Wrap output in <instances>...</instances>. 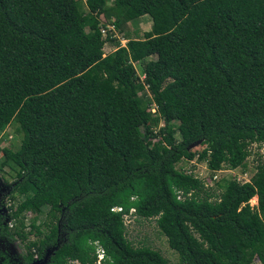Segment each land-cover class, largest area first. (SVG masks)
<instances>
[{
  "label": "trees",
  "instance_id": "16d2710c",
  "mask_svg": "<svg viewBox=\"0 0 264 264\" xmlns=\"http://www.w3.org/2000/svg\"><path fill=\"white\" fill-rule=\"evenodd\" d=\"M106 1L0 0V132L21 135L0 170L15 168L9 198L23 196L0 238L22 242L21 264L58 231L44 264H95L94 242L102 264H169L127 240L130 213L154 218L179 264H264V160L216 195L175 166L200 143L210 173L244 169L264 143V0ZM107 12L150 29L104 54ZM27 211L44 218L33 240Z\"/></svg>",
  "mask_w": 264,
  "mask_h": 264
},
{
  "label": "rangeland",
  "instance_id": "374dc122",
  "mask_svg": "<svg viewBox=\"0 0 264 264\" xmlns=\"http://www.w3.org/2000/svg\"><path fill=\"white\" fill-rule=\"evenodd\" d=\"M77 1L83 6L82 4L84 0ZM111 4V0L106 1V6ZM82 8L85 9L84 7ZM113 19V14L110 12L105 13L104 16H99L100 22L104 24L102 28L106 29V34H109L112 37L111 41H107L103 44L102 51L104 54L114 50L117 46H124L127 38H141L142 32L150 29V17L148 15H143L129 21H123L118 27H113L110 24ZM152 58L153 56H149L142 61L133 63L134 70L139 79L142 78L144 62ZM150 107L152 108L153 106L151 105ZM13 126V124H9L0 132V151L1 148L4 147H9L12 150L18 148L21 135L13 132ZM154 129L156 130V127ZM203 146L204 145L200 143L190 145L189 150L195 153L193 159H181L175 166L185 173L191 174L193 178L202 180L205 190L214 195L220 193L222 189L221 185L229 179L235 178L239 182L248 181L255 171V165L264 160V143L259 146L251 144L249 146V155L245 159L246 167L244 169L238 167L228 169L223 166L221 169L210 173L206 168L205 161L201 160L198 156V152ZM0 160H2L1 152ZM15 182V168L6 163L0 170V218H3L2 222L7 221L6 225L10 230L13 227L11 226L13 220H11L8 215L12 210V205H15V202H17L18 199L23 198V196H15L13 200L9 198V190ZM252 199L253 200H249L248 203L250 206H255L256 196ZM43 219V214H37L35 211H27L22 214L23 231L27 235L26 240H33L35 238L33 233L34 227L41 226ZM123 223L125 227V236L133 246H147L158 251L169 264H179L177 254L168 247L165 237L161 234L155 224L154 218H139L129 213L123 215ZM61 237L62 234L58 231L56 243L51 249L56 247L61 240ZM51 249H46V251H50ZM46 251L42 256L45 255ZM23 252V244L18 239L7 242L0 238V264H2L3 260H6L7 264H21L20 260ZM36 259L40 260L39 258ZM70 262L72 264H77L76 261ZM95 264L102 263H97L95 261ZM254 264H257V262Z\"/></svg>",
  "mask_w": 264,
  "mask_h": 264
},
{
  "label": "built area",
  "instance_id": "2783aa9c",
  "mask_svg": "<svg viewBox=\"0 0 264 264\" xmlns=\"http://www.w3.org/2000/svg\"><path fill=\"white\" fill-rule=\"evenodd\" d=\"M100 33L101 35L104 37L106 35V29L104 28H101L100 29ZM245 182V181H243ZM118 210V208H117ZM94 244L96 245V248H95V253H96V262L97 263H102V260L104 258V255H103V250L101 249L100 246L97 245V243L94 242Z\"/></svg>",
  "mask_w": 264,
  "mask_h": 264
},
{
  "label": "water",
  "instance_id": "95a60500",
  "mask_svg": "<svg viewBox=\"0 0 264 264\" xmlns=\"http://www.w3.org/2000/svg\"><path fill=\"white\" fill-rule=\"evenodd\" d=\"M55 248V247H54ZM53 248V249H54ZM52 249L50 251H46L45 255L39 258L40 260H34L30 264H44L46 262V259L48 258L49 254L51 253ZM47 257V258H46Z\"/></svg>",
  "mask_w": 264,
  "mask_h": 264
},
{
  "label": "flooded vegetation",
  "instance_id": "af4514ba",
  "mask_svg": "<svg viewBox=\"0 0 264 264\" xmlns=\"http://www.w3.org/2000/svg\"><path fill=\"white\" fill-rule=\"evenodd\" d=\"M37 257H35V259H36ZM71 263V262H70Z\"/></svg>",
  "mask_w": 264,
  "mask_h": 264
},
{
  "label": "bare ground",
  "instance_id": "6f19581e",
  "mask_svg": "<svg viewBox=\"0 0 264 264\" xmlns=\"http://www.w3.org/2000/svg\"><path fill=\"white\" fill-rule=\"evenodd\" d=\"M253 199H251V201H252Z\"/></svg>",
  "mask_w": 264,
  "mask_h": 264
}]
</instances>
